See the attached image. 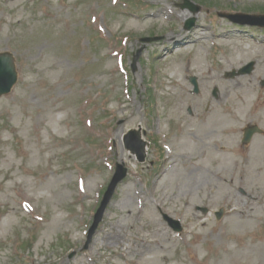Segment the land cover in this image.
Here are the masks:
<instances>
[{
  "label": "rangeland",
  "instance_id": "obj_1",
  "mask_svg": "<svg viewBox=\"0 0 264 264\" xmlns=\"http://www.w3.org/2000/svg\"><path fill=\"white\" fill-rule=\"evenodd\" d=\"M181 1L0 0V52H12L17 70L0 96V264H146L152 255L150 264H217L222 232L246 217L250 232L228 244L242 254L237 264H264V184L241 157L264 135L239 145L243 125L264 114V33L218 16L264 0H192L191 30ZM252 60L251 74L224 76ZM137 127L150 142L143 163L122 143ZM115 162L128 174L84 248ZM106 233L120 241L101 243Z\"/></svg>",
  "mask_w": 264,
  "mask_h": 264
},
{
  "label": "bare ground",
  "instance_id": "obj_2",
  "mask_svg": "<svg viewBox=\"0 0 264 264\" xmlns=\"http://www.w3.org/2000/svg\"><path fill=\"white\" fill-rule=\"evenodd\" d=\"M189 11L184 10L181 18H186L189 15ZM221 36V34H216V36ZM182 39V34L178 33L175 37H171L168 38V40L174 42H177L178 40ZM179 42V41H178ZM172 52V51H171ZM170 52V53H171ZM200 59V58H199ZM198 59H195V62H198ZM227 65H231V59L227 60ZM180 69L179 66H176V68H174L175 71H178ZM252 96L249 95L247 98H251ZM264 104V103H263ZM249 104L247 103V99H245L243 101V103L240 105L241 110L248 111L250 110L249 108ZM248 108V109H247ZM247 109V110H246ZM264 110V108L262 109ZM252 111V109H251ZM226 120H223L222 123H226ZM236 122V121H235ZM205 123H208V121H205ZM238 124L233 123V126H236ZM231 127V129L233 130L234 127ZM235 156H239V153H237ZM242 159L246 162H249V174L254 177L256 176V178L262 183L264 184V143L263 142H255L254 145H252V147L250 148V150L248 151V153L244 156H241ZM256 164L258 166H260L259 168L261 169V173L258 174L256 171ZM246 169H247V164L245 165ZM258 169V168H257ZM245 171V170H244ZM262 192L264 193V188H262ZM254 200H258V198L254 199ZM125 204H128V202H125ZM231 208V206H229ZM231 210H233V208H231ZM232 212V211H231ZM240 214V213H239ZM253 218L250 217H246L244 218V220H241L239 218H234L233 220H231L228 230H226L225 232H222V236L224 237V259L222 261L217 262V264H237L238 260L242 258V254L240 252V250H235L231 245L228 244V242H230V244L233 243V241H238L241 240L242 237L247 236V234L250 232V230L247 228L249 222L252 221ZM7 223H4L0 226V229H3L6 226ZM58 228L57 225V221H53V223H50L48 226V230L50 232H54L56 231ZM154 231V230H153ZM111 234V233H110ZM109 233H106L102 236H100V242H104L105 240H107L106 242H108L111 238H113L115 240V243L120 241V236L117 234L113 237H110ZM196 237L200 236L201 241H203L202 235L200 231H196ZM264 239V238H262ZM261 241V240H260ZM264 241V240H263ZM93 243L95 242V238L92 241ZM150 241H148L149 243ZM146 243V242H145ZM263 243V242H262ZM143 248H145V246H142ZM159 249V248H158ZM162 249V248H160ZM159 249V250H160ZM197 249L193 248L191 250V254H192V258L194 259V255ZM156 255H152L150 257L145 258V263L146 264H150V262L155 259ZM194 262L196 264H198L197 261L194 260Z\"/></svg>",
  "mask_w": 264,
  "mask_h": 264
},
{
  "label": "water",
  "instance_id": "obj_3",
  "mask_svg": "<svg viewBox=\"0 0 264 264\" xmlns=\"http://www.w3.org/2000/svg\"><path fill=\"white\" fill-rule=\"evenodd\" d=\"M184 6H188L193 12L198 10L197 6H194L191 2L186 1L183 4ZM229 18L233 21L239 22V23H248V24H254V25H260L264 26V15H242V14H235V15H228ZM193 19L190 20L188 23V27H190L193 23ZM140 53V51L138 52ZM139 55V54H138ZM137 60V56L134 59V61ZM244 72V70H241ZM16 81V71L14 66V58L13 56L8 52H2L0 53V95L6 94L10 91L12 85ZM194 82V80H192ZM134 135V133L130 132L126 136V144L127 147H130L133 151H136L138 154L139 159H143V144L136 138L137 136L134 135V138L136 139L135 144L130 141V138ZM125 170L122 168V166H117L116 174L104 196V199L101 203V206L98 210V212L95 215V220L93 223V226L90 229L89 236L93 233L98 221L101 219L102 212L104 210L105 204L109 200V197L113 191L115 183L124 175Z\"/></svg>",
  "mask_w": 264,
  "mask_h": 264
}]
</instances>
